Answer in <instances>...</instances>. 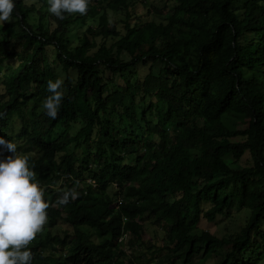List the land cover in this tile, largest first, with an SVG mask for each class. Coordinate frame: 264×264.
Instances as JSON below:
<instances>
[{
    "label": "trees",
    "instance_id": "trees-1",
    "mask_svg": "<svg viewBox=\"0 0 264 264\" xmlns=\"http://www.w3.org/2000/svg\"><path fill=\"white\" fill-rule=\"evenodd\" d=\"M138 2L145 4L90 0L86 14L61 20L46 18V0H16L12 35L0 39V136L30 157L49 203V229L28 245L32 264H70L64 257L82 252L95 258L91 264L128 255L133 264L144 247L156 248L146 260L154 264H208L216 256L215 264H260L264 3L161 0L145 5L146 16L133 13ZM109 13L126 15L124 32ZM71 69L76 77L64 80L53 120L40 108L47 81ZM226 153L231 160H222ZM48 176L62 187H49ZM68 189L77 198L57 204ZM237 204L250 213L239 233H198L202 220L213 223ZM146 218L164 231L161 247L147 240Z\"/></svg>",
    "mask_w": 264,
    "mask_h": 264
},
{
    "label": "clouds",
    "instance_id": "clouds-1",
    "mask_svg": "<svg viewBox=\"0 0 264 264\" xmlns=\"http://www.w3.org/2000/svg\"><path fill=\"white\" fill-rule=\"evenodd\" d=\"M260 2L264 3V0ZM15 3L16 0H0V24L12 21ZM89 3L90 0H47V11L62 20L65 13L86 14ZM63 84L60 77L49 79V95L40 105L44 114L53 120L58 115L65 94ZM4 152L9 155L4 156ZM35 175L30 157L19 154L16 143L0 136V264H32L33 253L28 245L46 224V210L49 208L44 198L46 190L39 185ZM93 183L91 180L89 184ZM78 195L75 190L68 189L62 192L56 203L65 205ZM118 200L120 198L117 197V208Z\"/></svg>",
    "mask_w": 264,
    "mask_h": 264
},
{
    "label": "rangeland",
    "instance_id": "rangeland-1",
    "mask_svg": "<svg viewBox=\"0 0 264 264\" xmlns=\"http://www.w3.org/2000/svg\"><path fill=\"white\" fill-rule=\"evenodd\" d=\"M25 2L32 4L35 2V0H25ZM152 4L153 5L154 4L159 5V4H162V2H161V0H145V4L138 2L136 4L135 8L132 9L133 13L140 14V15L141 14L146 15L147 11L143 10V8L145 7V5H147L149 10H151L153 8ZM47 8H48V4L45 7L46 12L48 13L46 18L48 19V17L50 16L51 13H49L47 11ZM109 16H110V22L115 24L121 32H124L125 31L124 30V28H125L124 20L126 18V15L124 13H120V14L109 13ZM147 19L152 20V19H154V16H151L150 18L147 17ZM155 20L160 21V19H155ZM31 22L33 24H38L39 19L33 18L31 20ZM136 22H137V16H135L134 18L131 19L132 24H134ZM13 23H15L14 18L12 19L11 22H6L4 24H0V39L4 38L5 36H8L7 35L8 33H9V35H12V33L7 28V24H13ZM91 25L96 26L97 22H95V23L91 22ZM16 29H17L16 26L13 27V31ZM78 33H79L78 28H75V32L72 36L75 37V39H76V37L78 36ZM157 67L159 68V66H157ZM158 68H156V71L158 70ZM148 71H149L148 67L139 66V73L141 76L146 75L148 73ZM60 74H61L60 76L63 79V81L66 80L68 75H70L72 78L76 77V72L74 69H71L69 72H65V71L61 70ZM109 75H110V73L107 72V77ZM0 91H2L1 80H0ZM151 117H154V116L151 115ZM15 122L17 123V126H18V129H17V132H18L20 129V120L17 117H15ZM228 124L230 125V123H228ZM221 158H222V160H231V156L227 153L222 155ZM242 160H243V162H247L248 158L244 157ZM136 162H137V160H133V163H136ZM87 179H88V183H90V181H91L90 177H87ZM47 181H48L49 187L51 186L52 188H55V189H60L62 187V182H61L62 180H58L52 176H48ZM85 186L86 185L83 184L82 188H84ZM117 190H118V188L114 186L113 192L116 193ZM44 191H45V189H44ZM249 215H250V213L248 212V210H245L242 207V205L237 204L234 207V209L229 212L228 215L219 216L218 219L213 223H209L206 220H202V222L199 225L198 233H200L202 231H208V232H210V233H212L215 236H218L220 238L223 236H229L230 234L239 233L241 231V228L244 227V225L246 224V221L248 220ZM144 221L143 222H144V225L146 227L147 240L154 242L157 247H161L162 240L160 238L163 236V232H164L161 229V226L156 224L154 222L153 218H151V219L146 218ZM46 225H48V222H46ZM57 226H59V228H66V227L68 228V226L66 224H64V222H59ZM47 227L49 229V225ZM50 231L53 234H57L56 228L50 229ZM92 238L96 241V243H99L101 241L100 236L96 232L94 233V235H92ZM155 250H156V248L149 250L148 248L144 247L142 249V252H144L145 255L143 257H139L137 259H134L133 264H144L147 259H151V254L153 252H155ZM44 252H46L47 254H50L51 247L44 248ZM64 252H66V250H64ZM65 258L68 260V262L70 264H85V263L91 264L95 261V258L92 255H90L89 252H87V253L82 252L81 254H78L76 256H71L70 254H68L67 256H65ZM221 258L222 257H220V256H216L213 259H211L208 262V264H215L218 261H220ZM129 259H130V257L128 255V258H123V259L119 260V262L117 264H132L129 261ZM146 263L147 264H154L153 260H150ZM260 264H264V260Z\"/></svg>",
    "mask_w": 264,
    "mask_h": 264
}]
</instances>
